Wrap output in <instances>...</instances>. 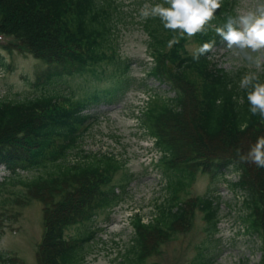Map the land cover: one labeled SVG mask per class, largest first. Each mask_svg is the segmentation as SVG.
I'll return each instance as SVG.
<instances>
[{"label": "trees", "instance_id": "16d2710c", "mask_svg": "<svg viewBox=\"0 0 264 264\" xmlns=\"http://www.w3.org/2000/svg\"><path fill=\"white\" fill-rule=\"evenodd\" d=\"M116 2L0 0V37L8 38L0 46L54 64L53 75L47 76L49 81L65 74L93 72L92 67L115 57L112 40L117 32L113 16L118 10ZM238 2L221 0L219 11L205 30L191 38L179 30L165 29L159 17L141 21L151 37L150 52L155 60L152 75L167 81L178 97L155 100L145 112L149 131L169 153L166 160L172 174L166 187L168 195L157 203L155 215L147 222L141 214L134 215L132 250L140 261L170 240L178 227L188 230L194 206L205 210L207 220L216 224L218 206L214 197H197L198 203L183 202L180 192L198 171L217 175L229 165H234L241 176L234 185L248 192L245 219H250V227L261 233L264 244V168L239 160L250 150L249 146L247 152L243 150V135L249 133L252 145L264 136V117L249 111L247 95L252 86L241 88L239 74L225 72L210 59L213 50L224 42L215 28L223 27L229 17L238 18ZM156 4L170 7L164 0ZM173 39L178 42L169 48ZM191 39L197 43L196 50L205 43H215L197 61L193 59L196 50L190 53L187 48ZM126 78L119 81L124 84L122 92L131 87ZM257 82L264 83V75L253 80V84ZM241 98L243 103H239ZM217 100L222 103L217 104ZM91 102H74L72 96L57 91L0 99V164L11 170L12 177L19 175V170L36 173L26 176L28 194L21 199L24 203L38 199L43 204L44 232L36 251L37 264L73 263L85 238L68 239L67 229L90 220L98 208L119 201L115 190L106 189L118 172L114 158L98 154V164L87 163L89 155L75 162L68 160L69 153L79 146L80 130L89 119L83 110ZM245 122L248 128L241 132L239 126ZM42 169L45 171L39 172ZM5 261L15 264L9 257ZM260 264H264V254Z\"/></svg>", "mask_w": 264, "mask_h": 264}, {"label": "rangeland", "instance_id": "374dc122", "mask_svg": "<svg viewBox=\"0 0 264 264\" xmlns=\"http://www.w3.org/2000/svg\"><path fill=\"white\" fill-rule=\"evenodd\" d=\"M116 1L118 10L113 16L117 32L112 40L115 57L94 66L93 73L65 74L45 83L44 78L38 80V77L49 67L55 69L54 65L49 66L29 53L10 52L0 47L3 70L0 98L23 99L44 91H57L82 101L93 100L94 94L101 98L100 103L94 102L86 110L91 118L78 148L69 153L68 160L75 162L89 155L87 163L98 164V154L110 155L118 165V172L106 189L115 190L120 198L116 204L98 208L90 220L67 229L68 239L85 238L77 259L71 264H260L264 244L261 233L250 227V219H245L248 192L234 185L241 179L234 167L217 175L198 171L180 192L183 202L214 197L218 206L216 224L207 220L205 210L194 206L188 230L178 227L170 240L161 243L141 261L133 252L134 215L141 214L145 222L155 215L157 203L168 195L166 187L172 174L168 160L152 157L151 148L148 149L152 139L145 106L156 95L157 100L163 101L175 92L148 75L153 63L151 37L141 22L140 12L145 4L153 5L157 0ZM237 7L238 17L259 14L264 0H239ZM196 47L197 43L191 39L187 45L189 52H194ZM237 51L235 47L229 49L224 42L214 50L211 61L231 75L239 74L241 80L249 74L255 78L264 75V59L256 67ZM248 53L254 58L264 57V48L256 52L249 49ZM124 71L128 73L124 75ZM124 76L130 80L131 87L127 92L116 94L115 87H119ZM242 140L243 150L247 152V146L254 145L249 143V133ZM35 174L15 175L0 185V264H9L5 261L7 257L15 260V264H37L36 251L44 232L43 204L38 199L27 203L21 199L28 194L25 179Z\"/></svg>", "mask_w": 264, "mask_h": 264}, {"label": "clouds", "instance_id": "9594fccd", "mask_svg": "<svg viewBox=\"0 0 264 264\" xmlns=\"http://www.w3.org/2000/svg\"><path fill=\"white\" fill-rule=\"evenodd\" d=\"M170 7L163 4H145L141 9L140 16L143 19L149 17H159L165 29L176 31L180 30L189 38L205 30V26L214 18V13L219 11L221 0H164ZM216 33L222 37L229 49H237V54H244L245 57L256 67H260L264 57H253L248 53L251 49L256 52L264 48V8L259 10V14L248 13L241 15L237 19L228 18L223 27L215 28ZM175 39L170 40L168 47L177 43ZM214 41L205 43L193 54L194 60H199L201 55L211 51ZM253 75H246L240 83L241 88L252 86V91L248 92L247 100L250 104L249 111L264 117V83H255ZM235 99V98H234ZM222 103L221 100L216 101ZM239 103H243L241 98ZM240 131L248 128V123L241 124ZM239 155V152H238ZM240 162L254 163L260 168H264V136L257 138L255 144L250 148L246 155L239 156ZM234 165H229V168Z\"/></svg>", "mask_w": 264, "mask_h": 264}, {"label": "bare ground", "instance_id": "6f19581e", "mask_svg": "<svg viewBox=\"0 0 264 264\" xmlns=\"http://www.w3.org/2000/svg\"><path fill=\"white\" fill-rule=\"evenodd\" d=\"M157 97H158L157 95H156V97H153V99H151V102L157 100ZM168 99H176V96L174 95L172 97H169ZM149 148H151V155H152V157L157 156V152L152 147H148V149ZM42 210H43V207H42ZM252 229H254V228H252ZM254 230H255L256 233H259V231H257L256 229H254Z\"/></svg>", "mask_w": 264, "mask_h": 264}]
</instances>
